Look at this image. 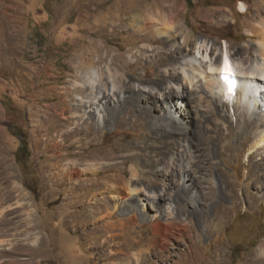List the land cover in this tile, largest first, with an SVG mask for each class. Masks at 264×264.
<instances>
[{
  "label": "rangeland",
  "instance_id": "1",
  "mask_svg": "<svg viewBox=\"0 0 264 264\" xmlns=\"http://www.w3.org/2000/svg\"><path fill=\"white\" fill-rule=\"evenodd\" d=\"M241 3L248 11L242 10ZM170 5L175 10L174 14H179L177 25L182 27L185 34L209 47L208 53L196 52L208 65L222 51L234 52L240 46H248L251 41L257 43L263 40V26L260 23L264 21V0H0V161L3 164V184L0 188H3L8 197L0 205V239L6 241L5 245H0V264L116 262L107 258L91 259L94 252L89 249L90 243L102 240L107 235L95 228L105 220L100 219L101 212L98 213L89 205L94 191L80 196L82 192L67 183H75L84 176H77L72 172L66 177L64 184L62 173L53 177L54 173H58L53 165L60 162L67 169L70 162L81 164L78 161L81 157L91 155L101 159L108 152H120L122 146L135 142L140 136L141 130L130 125L123 128L109 125L98 133L94 129L92 132L83 129L79 135L73 136L75 139L68 138L69 130L74 125L82 124L84 115L82 107L77 105V97L84 93L73 89L75 83H84L86 76L93 70L100 69L102 78L109 81L106 74L111 68L128 82L131 81L135 87L152 89L151 85L141 84L136 78L152 80L159 71L145 68L143 61L137 65L136 61L141 56L139 51L145 45L144 48H160L167 40L152 32L150 38L156 39L158 43H148L143 35H134L131 28L135 19L139 21L138 24L143 23V20L147 22L150 14L159 20L165 19L164 16H169V12L166 13L162 8H170ZM254 26H257L256 35L250 37L249 30H253ZM178 40L182 41V38ZM211 48L215 49L214 54L210 53ZM255 56L256 51L253 50L249 60L247 55L234 57L237 72L243 78L249 72V65L250 70L252 68L258 73L264 71V66L254 61ZM176 67L182 77L188 79L193 76L192 71L187 74L181 63ZM194 75L197 76L198 73L195 72ZM261 88L264 89V86ZM203 89L207 94L208 90L205 87ZM221 97L228 104L226 113L230 120L229 131L235 129L240 114H252L256 111L264 113L255 108L251 100H241L239 95L234 98ZM258 97L259 93L255 95L256 99ZM211 103L213 102L210 101ZM163 104L162 100L157 102L160 109ZM203 110L201 114L204 115L207 108L204 107ZM193 123L194 133L199 128L198 131L203 135L208 133L211 126L209 121L199 122L195 110ZM224 126L226 127L225 124ZM225 132L227 133L226 130ZM20 145L22 151L18 159ZM107 146L109 147L106 148ZM232 146L234 152L231 156L216 162L221 164L226 178L245 185L248 154L239 155L235 140H232ZM59 154H62L59 159H54ZM134 165L141 169L144 166L143 159L121 166L124 170L122 176L130 184L136 179L131 173ZM165 165L166 162L161 166ZM113 172H103L99 179ZM217 175L215 174L216 178ZM57 179L59 180L55 183ZM217 179L219 181V177ZM182 180L183 177H180L179 183H172L167 205L174 203L181 207L187 216L185 223L189 229L183 231V238H170L163 258L158 260L152 257L144 264H253L264 252V198L252 207L246 203L237 206L231 198H227L224 204L228 215L220 218L214 215L212 201L207 198L205 210L208 213L203 221L191 202L180 200L177 191L180 190ZM134 185L139 188L138 191H142V198L157 187L148 186V182ZM250 190L248 186L246 194ZM124 192L123 200L119 193L106 195L117 200V206L123 203L120 207L123 210L132 205L131 201L135 197L130 190ZM18 201L23 206L9 211ZM143 202L153 204L151 200ZM149 205L150 211H146L147 214L156 215L157 212ZM117 213L115 220H124L119 215L120 211ZM129 219L128 217V222ZM131 225L134 226L131 230L134 234H128L130 238L142 240L136 248L128 247L130 254H134L152 238L153 227L150 223L136 221ZM191 230L200 236L198 246H193L188 239ZM35 240L37 243H34ZM189 245L192 248H188ZM128 249L123 246L124 253ZM113 250L117 251H111ZM192 251L193 260L184 262L183 258Z\"/></svg>",
  "mask_w": 264,
  "mask_h": 264
},
{
  "label": "bare ground",
  "instance_id": "2",
  "mask_svg": "<svg viewBox=\"0 0 264 264\" xmlns=\"http://www.w3.org/2000/svg\"><path fill=\"white\" fill-rule=\"evenodd\" d=\"M241 8L247 10L244 4L241 5ZM162 9L166 10V13L169 12V16H164L166 18L163 20L161 18L159 20L154 17L155 15L150 14L147 22L143 20V23L138 24L139 21L137 22L135 19L133 27L130 24L133 34L143 35V39L148 43H158L156 39L150 38L152 32L161 36V39L167 40L160 48H144L145 42V46H140L142 47L139 51L141 56L138 57L136 64L140 65L143 61L145 68H154L159 72L152 80L144 77L136 78V80L141 84L151 85L152 89L145 90L141 86L135 87L131 81L128 82L123 76L115 73L116 70L111 67L106 74L109 81L102 78L100 69L93 70L86 76L87 80L85 79L84 83H75L73 89L84 93V95L77 97V105L82 107L84 115L82 124L74 125L69 130L68 138H73L83 129L87 132H92L94 129L98 133L109 125L122 128L130 125L136 130H141L137 140L122 146L123 148L120 152L117 151L118 153L114 154L115 151L113 153L108 152L101 159L91 155L86 158L81 157V160H78L81 164H70V162L67 169H64L60 162L53 165V168L58 170V173H54L53 177L62 173L64 184H66V177L72 172L77 176H84L75 183H67V185L72 184L73 189L80 190L82 192L80 196L88 191H94L89 205H92L98 213L101 212L100 219L105 220L103 224L95 228H98L101 233H107V235L102 236V240L90 243L89 249L94 252L91 258L93 260L107 258L111 262L116 261L110 264H144L152 257L158 260L163 258L167 253L170 238H183V231L189 229L188 224L185 223L187 216L181 207L174 203V205L172 203L167 205L171 185L174 182L179 183L180 177H183L182 183L179 185L180 190L177 191L180 200L191 202L195 206L196 214L203 217V221L207 218L206 213L208 212L205 208L208 199L212 201L214 215L220 218L228 215V210L224 204L227 198H231L237 206L246 203L249 207L264 198V113L256 111L252 114H240L235 129L229 131L230 120L226 113L228 104L221 97L222 95L224 98H234L239 95L241 100H251L255 108L264 111V89H260L264 86V71L258 73L252 68L250 70L251 66L249 65V72L243 78L237 72L236 63L234 64L235 61H233L235 56L244 55H247V60H249L253 50H255L257 56H255L254 61L264 66V33L262 41L257 43L251 41L248 46H240L234 49V52L222 51L221 54L213 57L210 65H208L197 56L196 52L208 53L209 47L205 46L204 42L192 39L185 34L182 27L177 25L179 14H174L175 10L171 5L170 8L166 6L165 9L164 6ZM260 24L263 26L264 32V21ZM152 27H156L155 30H152ZM256 32L257 26H254L253 30H249V36L254 37ZM178 38H182V41H179ZM215 52V49L211 48L210 53L214 54ZM178 63L184 66L187 74L188 71H192L193 76H189L188 79L182 77V73L176 67ZM195 72L198 73L197 76L194 75ZM204 87L208 90L207 94L204 93ZM199 89L203 90L200 91ZM258 93L259 97L256 99L255 95ZM160 100L164 103L162 109L157 106V102ZM210 101L213 103L210 104ZM204 107L207 108L205 110L206 115L201 114ZM194 110L199 122H210L211 126L208 133L201 134L198 131L199 128L195 129L194 133ZM178 116L179 118H177ZM74 117L76 118V115ZM232 140H235L238 145L240 156L248 154L247 186L246 183L241 185L226 178V173L221 164L216 162L226 156H231V153L234 152ZM60 155L62 154L55 156L54 159L58 160ZM169 155L170 158L168 159L167 156ZM141 158L144 161V166L141 169L136 165L132 167V172H130L136 179L130 184L125 176H122L124 170L121 169V166L130 162L136 163ZM164 162L166 165L161 166ZM2 167L3 164L0 161V185L3 184ZM109 171L114 172L99 179L100 174ZM215 174H218L219 181ZM159 178H163V180ZM140 182H148V186L157 187L155 191H149L150 193L142 198V191H138L139 188L134 185V183L139 184ZM248 186L251 190L246 194ZM125 190L132 191L135 197L131 201L132 205L121 210L120 207L123 203H119L117 206V200L108 197L106 194L119 193L122 199L125 197ZM98 197L101 198L98 199ZM117 198L119 199V196ZM6 199H8L6 193L3 192V188H0V205ZM147 200L153 201V204L149 205L143 202ZM112 203L114 204L111 206ZM125 205L123 207H126ZM148 205L157 212L156 215L149 216L147 214L146 211H150ZM203 205L204 207H202ZM22 206V202L18 201L11 206L9 211H14ZM117 211H120L119 215H122L124 220L120 222L115 220L118 215ZM128 217L130 222L127 221ZM133 221L150 223V226L153 227V236L145 247L134 254H130L128 247L136 248L142 243L140 238H130V235L134 234L131 231L134 228L131 225ZM177 221L181 222L178 223ZM192 230L188 239L193 246H198L200 236L194 234ZM34 243L37 241L35 240ZM5 244L6 241L3 242L0 239V245ZM123 246H126L128 252H123ZM188 248L192 247L189 245ZM112 249H117V251H111ZM192 254L193 251L188 252L183 261L193 260ZM261 254L258 259L253 261V264H264V252Z\"/></svg>",
  "mask_w": 264,
  "mask_h": 264
},
{
  "label": "trees",
  "instance_id": "3",
  "mask_svg": "<svg viewBox=\"0 0 264 264\" xmlns=\"http://www.w3.org/2000/svg\"><path fill=\"white\" fill-rule=\"evenodd\" d=\"M21 151H22V145H20V147H19V149L17 151V158L18 159L20 158L19 154L21 153Z\"/></svg>",
  "mask_w": 264,
  "mask_h": 264
}]
</instances>
